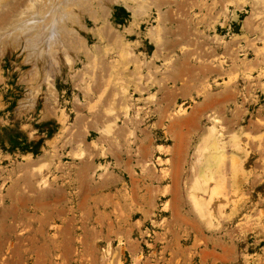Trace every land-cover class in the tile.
I'll return each instance as SVG.
<instances>
[{
	"label": "rangeland",
	"instance_id": "1",
	"mask_svg": "<svg viewBox=\"0 0 264 264\" xmlns=\"http://www.w3.org/2000/svg\"><path fill=\"white\" fill-rule=\"evenodd\" d=\"M0 264H264V0H0Z\"/></svg>",
	"mask_w": 264,
	"mask_h": 264
},
{
	"label": "bare ground",
	"instance_id": "2",
	"mask_svg": "<svg viewBox=\"0 0 264 264\" xmlns=\"http://www.w3.org/2000/svg\"><path fill=\"white\" fill-rule=\"evenodd\" d=\"M237 145V144H236ZM209 213V212H208Z\"/></svg>",
	"mask_w": 264,
	"mask_h": 264
}]
</instances>
